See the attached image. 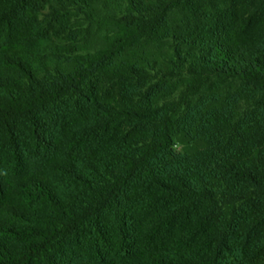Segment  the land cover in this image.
<instances>
[{"label": "trees", "instance_id": "16d2710c", "mask_svg": "<svg viewBox=\"0 0 264 264\" xmlns=\"http://www.w3.org/2000/svg\"><path fill=\"white\" fill-rule=\"evenodd\" d=\"M0 264H264V0H0Z\"/></svg>", "mask_w": 264, "mask_h": 264}]
</instances>
